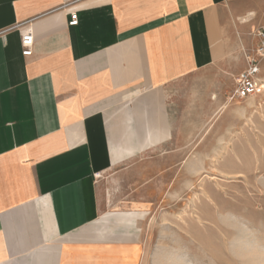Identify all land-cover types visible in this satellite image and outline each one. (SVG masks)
<instances>
[{"label":"crops","instance_id":"obj_1","mask_svg":"<svg viewBox=\"0 0 264 264\" xmlns=\"http://www.w3.org/2000/svg\"><path fill=\"white\" fill-rule=\"evenodd\" d=\"M261 1L0 0V264L143 263L137 229L90 225L95 180L153 130L138 105L231 58Z\"/></svg>","mask_w":264,"mask_h":264},{"label":"rangeland","instance_id":"obj_2","mask_svg":"<svg viewBox=\"0 0 264 264\" xmlns=\"http://www.w3.org/2000/svg\"><path fill=\"white\" fill-rule=\"evenodd\" d=\"M255 6L264 26V1ZM251 39L138 105V132L151 109L153 130L95 180L90 225L109 214L137 229L142 264H264V90L233 97Z\"/></svg>","mask_w":264,"mask_h":264},{"label":"built area","instance_id":"obj_3","mask_svg":"<svg viewBox=\"0 0 264 264\" xmlns=\"http://www.w3.org/2000/svg\"><path fill=\"white\" fill-rule=\"evenodd\" d=\"M78 22L75 11L69 12L68 26H74ZM26 24L20 23L17 26ZM254 40L252 48H243V57L245 67L240 71L234 79L233 97L245 98L256 95L262 91V82L259 74L261 71V62L264 60V26L257 27L250 34ZM34 43L33 35L30 31H25L20 36L21 54L30 56Z\"/></svg>","mask_w":264,"mask_h":264},{"label":"bare ground","instance_id":"obj_4","mask_svg":"<svg viewBox=\"0 0 264 264\" xmlns=\"http://www.w3.org/2000/svg\"><path fill=\"white\" fill-rule=\"evenodd\" d=\"M262 89L264 90V83L262 82ZM122 216H128V213L126 212H122L121 213Z\"/></svg>","mask_w":264,"mask_h":264}]
</instances>
